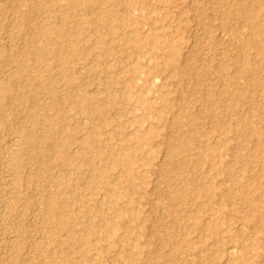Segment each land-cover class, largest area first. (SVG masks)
<instances>
[{"label": "rangeland", "instance_id": "obj_1", "mask_svg": "<svg viewBox=\"0 0 264 264\" xmlns=\"http://www.w3.org/2000/svg\"><path fill=\"white\" fill-rule=\"evenodd\" d=\"M122 1L91 0L90 8L77 12L91 23L68 36L88 49L72 67L75 77L106 107L107 94H120L134 65L144 70L132 90L152 99L159 114L147 117L141 127L133 121L144 110L133 100L116 101L108 115L113 123L120 121L124 133L115 134L112 124L102 128L108 147L118 150L129 137L125 144L138 155L132 189L122 167L108 169V159H100L95 151L72 156L66 164L56 155L53 162L37 156L47 148L43 137L56 138L61 132L39 128L44 111L55 113L54 97L26 79L43 65L22 51L42 41L35 42L42 37L41 21L59 7L56 0H0V264H264V58L241 39L259 26L264 46V1L147 0L155 9L146 11L147 22L137 32L129 17L103 23L109 12L126 13L129 6ZM249 4L253 6L246 9ZM244 9L258 18L246 19ZM131 10L133 16L141 15ZM133 33L140 38L157 33L175 42L177 51L152 50L151 43L133 51L126 40ZM115 77L121 82L109 87L107 81ZM58 81L61 102L71 106L67 92L76 88L61 77ZM1 84H21L24 92L5 93ZM69 115L70 129L78 137L91 130L88 114L72 105ZM34 126L36 132H26ZM149 126L154 131L150 140L131 138ZM70 149L74 153L78 146L74 143ZM90 156V162L113 172L105 180L121 176L118 190L125 191V197L114 200L103 180L93 183ZM65 171L72 185L57 195L56 177ZM73 192H78L77 199ZM66 203L83 214L74 226L75 236L83 237L66 250L70 262H63L60 242L50 237L53 230L66 237L52 217L58 204ZM230 217L233 223L226 231ZM64 218L72 220L70 214ZM88 223L93 226L89 238L98 246L109 243L101 232L118 223L122 228L115 235L117 246L105 253L100 246L84 251ZM124 235L126 240H121ZM231 235L240 250L233 258L224 251L233 244ZM115 256L123 261L116 262Z\"/></svg>", "mask_w": 264, "mask_h": 264}, {"label": "bare ground", "instance_id": "obj_2", "mask_svg": "<svg viewBox=\"0 0 264 264\" xmlns=\"http://www.w3.org/2000/svg\"><path fill=\"white\" fill-rule=\"evenodd\" d=\"M56 2L59 7L58 12L55 14H49L41 21L42 39L40 38L35 41V38L33 37V40L35 42L39 40L42 41L39 42L37 46L32 48H27L22 51L23 55H25L26 57L34 56L36 61L42 63L43 65L42 70H40L35 74L26 76V79L34 82H38L40 84L41 89H44L46 92L50 93L51 96L54 97L51 107L55 110V113L52 115L49 112L44 111L41 117L43 125L41 126L42 128L41 127L39 128L42 130L45 129V131L49 133H53V130L61 132V135L56 138L50 136L49 134H46L43 137L42 142L43 143L45 142L47 148L44 150H40L37 153V156L45 160L50 159L51 162H53L54 160H57L55 159V155H56L60 158V160L58 161L61 164H66L67 161L72 156L79 157L89 151H95L100 156V159L102 160L108 159L111 165V166L109 165L108 169L113 170L115 167L118 166L122 167L121 173L124 177H126L125 179L130 185L129 189H132V187H134L135 184L136 176H138V172L136 170V162H135V159H137L138 155L136 153H132V149L129 146L130 144H125L127 143V140L129 138V137L126 138L125 137L126 135L124 136L125 137L123 141L124 144L120 149H118L119 151L116 150V147L113 148L108 147L109 143L107 144L108 141L106 143L105 141L106 139L108 140L109 138H103L102 128H106L108 125L112 124L115 134L124 133L123 131L124 127L120 125V121L113 123L111 117H109L108 115V112L110 111L109 106L113 105V103L116 101L128 102L130 100H133L135 102V105L140 106L144 110V113L141 114L140 116H136L135 120L133 121L134 124H137L141 127L147 117H153L159 114L158 109L153 107L154 103L152 99L150 98L145 99L143 92L137 93L132 90L137 85L139 79L138 77H140V74H142L144 70L141 68L139 64H136L131 68L132 75L130 74L128 75V77L126 75L127 77L126 84L121 88L120 94L117 93L107 94V99H108L107 102H109L110 104L108 107L104 106L101 102H99L100 100L95 95L86 93L84 89L85 84L75 77L74 74L76 73V71L75 69H72V67L74 66V63H76L77 60L80 59V57L82 58L87 53L88 49H86L85 46L81 49L79 40L71 39L68 35L71 34L72 32H73L72 34L74 35L76 32H79L80 29L84 31L86 26L91 23L92 20L87 16L84 17L77 16V12L79 9L81 8L88 9L91 7L92 5L91 0H56ZM122 2L126 3L129 6L128 10H126V13L124 15L121 14V16L120 15L117 16L116 15L117 13L115 14L109 12L103 16L104 17L103 23L113 24V22H116L117 20L124 22V20H126V17H129L134 24L132 29H134L137 32L139 26H141L144 23L146 24L147 22V19L144 17L146 11L147 10L154 11L155 9L153 7L155 5L149 3L147 0H123ZM252 6L253 5L249 4L246 7V9H251ZM132 7H134V10H139L141 12L140 15L141 18L140 16L132 15L133 13V10H131ZM246 9H244L241 12L242 15L246 17V19L252 20L258 18L254 16L255 14L249 11H245ZM26 15L27 17H29L30 16L29 12L26 13ZM117 27H121V26H117ZM122 27H127V25L126 26L122 25ZM258 28L257 27L254 28L253 26V29L250 30V32L247 35L243 36L241 39L243 45L255 48L256 51H258L257 53L259 57L264 58V46L262 45V36H258L260 30V28L259 29ZM126 40L131 43V48L133 51H139L143 49L146 44H150V43L152 50L154 48L159 47L166 53L167 52L174 53L177 51L175 42L174 43L170 42L167 40L166 37L160 36L157 33L148 34L143 38L142 37L140 38L137 33H133V35L126 38ZM107 47H105L104 49L109 50V48ZM167 65H171V63L168 62ZM251 65H253L254 69H257L256 62L254 63L251 62ZM56 67H59L60 69L57 73H54ZM59 77H61L65 85L67 86L74 85V87L76 88V91L69 92L68 90L67 92L69 103H71L77 109L78 112L88 114L90 118L93 120V123L90 125L91 128L89 127L91 130L85 132V135L82 137H78V135H76L70 129L69 121L72 119H70L71 117L69 115V109L71 108L72 105L65 106V104L61 102L58 96V91L60 88L58 81ZM119 81L121 82V80H118L115 77L111 80H108L107 83L109 87H114L116 84L119 83ZM123 81H125V79ZM13 89H17L18 92H20L21 94L24 92L23 86L21 84L13 85V86L12 85L2 86V90L5 93H9ZM233 95L238 96L239 94L234 92ZM72 97L74 98V100L71 99ZM161 98L165 102L166 93L163 91L161 92ZM16 101H17L16 104H18L19 99H16ZM37 129L38 128L34 126L30 131H26V132L28 133L36 132ZM153 134L154 131L149 126L147 132L141 131L140 129L136 130V132L132 134L131 138L137 142L143 141L145 139L148 141L150 140L149 138ZM260 136H263L264 138V133L261 132ZM74 143H76L78 149L74 153H71L72 151L70 148L71 145ZM90 160H91V156L87 160L89 165L88 167L90 168V171H92V173L96 174L95 176L92 175L93 176L92 179H96L94 180L93 183L97 181L102 182L103 180L104 181L103 183L105 185L104 189H106L107 192H109L110 196L114 200L125 197L126 192L118 190V187L121 184V176H119V174H115L114 179L108 181L105 180L107 175L113 174V172L110 171L108 174V169L106 168L107 166L103 167L101 165H95L94 164L95 161L90 162ZM67 172L68 171L61 172L60 175L56 177V184H57L56 186L58 188L57 190L58 192L56 193L57 195L61 193L60 189L62 190L63 187L68 188L72 185V182L68 180ZM50 175L52 176V174ZM197 190L198 189L195 188V191ZM73 193H74V197L77 199L79 195L78 192H73ZM46 201L49 202L48 199ZM53 203L56 204V200H54L52 204ZM72 206L68 203L61 206L58 204V209L56 211L55 210L56 207L53 205L55 211L53 212L52 217L57 223V226H59V230H62L66 233V237L61 238L58 231H54V230L50 232V237L60 242L59 243L61 244L60 254L63 262L71 261L69 260L70 257L66 253V250L68 247H73L75 244H77L79 238L83 237V235L81 234V236L77 238L74 234L75 232L74 226L80 222V217L83 214L77 212ZM253 207H257V204H254ZM218 211L225 212L224 209H222L221 207H219ZM66 214H70L72 216L71 221H67L66 218H64ZM229 220H231V217ZM215 223H212L214 228H216V225H218L217 228L222 227L219 225V223H216V225ZM232 223H233L232 220L226 223L224 229H226V231L229 230L228 228ZM85 228L88 231V236L87 238L82 239L81 245H83L84 243L85 246L84 251L94 248L97 249L100 246L102 250L101 253H105L110 248L117 246L114 245V242L118 241V240H114L116 237L115 235L117 234V231L122 227H120V225L117 223L116 226H112L111 231H108L106 229L105 232L104 231L101 232V236L107 238L106 240L109 242L106 246H102V245L98 246V242L93 243L92 240L89 238V232L92 231L93 228L92 223L86 224ZM219 233L220 232H218L217 234ZM121 240H126V235L121 237ZM256 240H257L256 238H253V242ZM231 242H233V244H228L224 246V251H225V255H227L230 258H233L240 255L239 254L240 250H238L237 245L234 244V242H237L235 235L232 236ZM114 259L116 262L123 261L121 256H115Z\"/></svg>", "mask_w": 264, "mask_h": 264}]
</instances>
